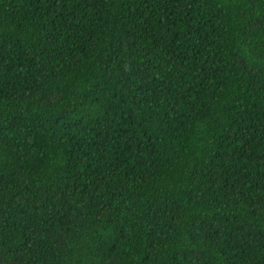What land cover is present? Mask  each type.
I'll return each mask as SVG.
<instances>
[{
  "label": "trees",
  "instance_id": "16d2710c",
  "mask_svg": "<svg viewBox=\"0 0 264 264\" xmlns=\"http://www.w3.org/2000/svg\"><path fill=\"white\" fill-rule=\"evenodd\" d=\"M0 264H264V0H0Z\"/></svg>",
  "mask_w": 264,
  "mask_h": 264
}]
</instances>
